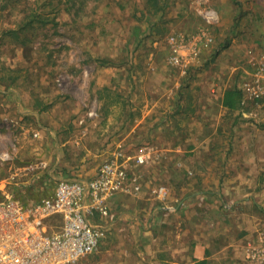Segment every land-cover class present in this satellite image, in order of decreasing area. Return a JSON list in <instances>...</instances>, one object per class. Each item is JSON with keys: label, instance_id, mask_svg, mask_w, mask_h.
Returning <instances> with one entry per match:
<instances>
[{"label": "rangeland", "instance_id": "rangeland-1", "mask_svg": "<svg viewBox=\"0 0 264 264\" xmlns=\"http://www.w3.org/2000/svg\"><path fill=\"white\" fill-rule=\"evenodd\" d=\"M211 5L219 16L206 24L199 10L213 8ZM159 6H167L176 15L174 33L198 27L206 28L214 38L209 49L180 73L178 91L185 92L176 99L178 109L169 118L176 121L171 130L181 132L185 127L178 123L194 115L195 104H218L221 88H240L245 81H254L264 64V0H0V201L7 196L27 202L49 196L58 178L91 176L114 149V139L109 137L119 131L117 127L122 128L123 121L131 123L135 114L129 110L132 100L139 104L144 96L137 94L133 99L131 94L118 93L113 81L109 88L100 77L111 69L116 71L119 59L135 57L132 48L137 29ZM185 17L195 24L185 22ZM183 24L185 30L179 27ZM118 68L129 70L124 64ZM137 69L142 70V65ZM123 80L121 85L127 86L129 81ZM246 97L247 116L239 113L240 118L248 119L251 129L264 130V93ZM89 111L94 114L89 116ZM198 111L204 112L208 123L217 116L212 115L215 110ZM224 116L231 115L226 112ZM242 145V141L229 140L227 133L204 143L200 150L208 154L194 159L196 173L187 170L180 185L185 189L174 184V189H167L166 200L160 201L152 193L153 186L167 183L165 179L153 181L143 196L148 206L138 214L163 219L180 212L185 193L195 190L191 189L192 182L198 179L203 184L207 177L205 181L210 185L212 177L231 173L229 167L235 160L231 152ZM169 158H162L161 163L173 160ZM206 189L198 199L216 200L217 207L231 198L264 199V190ZM126 196L128 203L129 197H136ZM161 223L162 232L165 222ZM116 229L127 231L126 221L118 223ZM262 238L264 232L253 241L247 239L246 245L257 244ZM118 240L111 237L105 242ZM162 240L161 246L167 239ZM121 241L127 247L133 245L131 251L125 248L130 253L127 264H147L153 259L144 250L139 253L134 248L140 243L145 245L147 238L127 237ZM81 258L74 264H80ZM114 259L116 262V255Z\"/></svg>", "mask_w": 264, "mask_h": 264}, {"label": "crops", "instance_id": "crops-1", "mask_svg": "<svg viewBox=\"0 0 264 264\" xmlns=\"http://www.w3.org/2000/svg\"><path fill=\"white\" fill-rule=\"evenodd\" d=\"M213 8L219 16L217 9ZM183 9L182 6L181 10ZM147 15L149 16L145 17L144 25L140 24L141 27L137 29L138 33L133 38L135 47L132 51L135 52V57L131 58L127 55L119 59L117 68L114 67L116 71L112 72L111 69L107 75L102 73L100 77L104 85L109 88L113 81L114 90L118 93L131 94L133 99L137 94L144 96L139 104L132 100L129 110H134L135 114L131 123H128L129 120L123 121L122 128L117 127L119 131L108 139H114L112 144L122 142L129 153L135 152L141 145L146 147L145 163L140 165L133 161L129 163V171L139 177L141 190L137 193L118 192L109 200L112 215L103 219L97 218L96 222L105 226L106 239L112 237L119 240L116 243H106V239L104 241L102 239L93 255L81 258L80 264H127L130 253H127L126 249L129 251L133 249V245L127 247L121 241L122 238L127 237L149 240L145 242V245L140 243L138 248L134 246L139 253L140 250H144L153 258L147 264H264V262L248 260L245 253L246 240L260 238L263 235L264 199L231 198L228 203L219 204L218 207L216 200L210 202L205 198L198 199L199 194L207 190L206 188L230 191L264 190V146L262 145L264 130L251 129L248 127L250 125L248 119H241L239 116V113L247 116L245 109L247 93L241 88V104L238 108L230 110L221 102L223 92L229 85L227 88H221L217 92L218 104L200 101L199 104H195L194 115L178 123L185 128L181 132L172 131L170 127L175 125L176 121L169 118V115H173L178 109L175 106L176 99L185 92L178 91L181 81L180 73L183 72L168 63L167 39L174 33L177 20L173 17L176 15L169 12L167 6ZM184 21L195 24L186 17ZM184 24L179 26L181 30H185ZM197 29L198 27L190 32L176 33L187 36L196 32ZM127 38L129 39V36ZM208 49V47H202L195 61ZM123 64L128 65L129 70L123 71L118 68ZM139 65H142L140 71L137 69ZM123 79L129 81L127 86L121 85L124 82ZM214 91L215 89L211 88V92ZM169 100L173 103L166 102ZM164 102H166L165 105H163ZM198 110H215L212 115L217 116L208 123L204 112L200 113ZM226 112L231 115L226 116L228 119L224 116ZM223 133L228 134L229 140L234 139L243 143L241 149L231 152V157L235 159L229 167L231 173L223 177L219 176L217 179L212 177L210 185L205 181L207 177L204 178L203 184L198 179L192 182L191 189L195 190L185 193L183 200L180 199L182 200L181 209L179 208L178 213L168 214L163 219L160 216L143 215L141 217V213L138 214L140 210L148 206L143 196L145 190L153 185V181L165 179L168 190L174 189V184L180 186L185 180L187 170L196 173L194 159L208 154L200 150L204 147L203 144L214 141L216 136ZM185 142L191 143L186 145ZM167 143L180 144L168 146ZM165 157L173 160L161 163L162 158ZM155 186L157 185L153 187ZM177 188L185 189L181 186ZM127 194L136 197H129L128 203ZM130 207L133 208L131 211L134 210V213L126 212ZM205 207H209L208 210H205ZM121 212L124 213L120 214ZM122 221H126L127 231L114 230ZM161 222H165V230L162 232L159 229L163 224ZM164 238L167 241L161 246ZM114 255H116V262H114ZM242 258H246L247 262L244 263Z\"/></svg>", "mask_w": 264, "mask_h": 264}, {"label": "built area", "instance_id": "built-area-1", "mask_svg": "<svg viewBox=\"0 0 264 264\" xmlns=\"http://www.w3.org/2000/svg\"><path fill=\"white\" fill-rule=\"evenodd\" d=\"M199 15L206 24L218 19L210 7L200 9ZM213 39L206 28L187 36L170 34L168 63L184 72ZM255 76L239 89L259 97L264 93V64ZM93 114L88 112L89 116ZM114 144L88 178L60 177L53 192L38 201H20L12 196L0 201V264H74L96 251L106 234L97 218L112 215L109 200L118 192L141 190L139 177L129 171V163L140 165L147 160L145 146L129 153L122 142ZM152 193L160 201L168 197L164 185L154 187ZM245 253L248 260L263 262L264 239L248 244Z\"/></svg>", "mask_w": 264, "mask_h": 264}, {"label": "trees", "instance_id": "trees-1", "mask_svg": "<svg viewBox=\"0 0 264 264\" xmlns=\"http://www.w3.org/2000/svg\"><path fill=\"white\" fill-rule=\"evenodd\" d=\"M160 9V6L151 12H156ZM242 92L237 87L227 88L223 92L222 105L230 110L238 108L241 104Z\"/></svg>", "mask_w": 264, "mask_h": 264}]
</instances>
